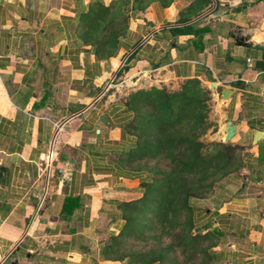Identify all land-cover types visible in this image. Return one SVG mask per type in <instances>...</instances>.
Segmentation results:
<instances>
[{"label":"crops","instance_id":"obj_1","mask_svg":"<svg viewBox=\"0 0 264 264\" xmlns=\"http://www.w3.org/2000/svg\"><path fill=\"white\" fill-rule=\"evenodd\" d=\"M113 1L0 0V264H122L99 254L121 222L114 202L140 197L114 162L128 146L118 101L193 78L209 89L207 73L230 94L211 91L217 128L204 140L224 142L231 122L249 168L217 185L196 224L222 235L213 264H264V161L252 144L264 131V52L239 40L264 45V0H150L100 58L85 16Z\"/></svg>","mask_w":264,"mask_h":264},{"label":"trees","instance_id":"obj_2","mask_svg":"<svg viewBox=\"0 0 264 264\" xmlns=\"http://www.w3.org/2000/svg\"><path fill=\"white\" fill-rule=\"evenodd\" d=\"M150 0H114L95 4L85 16L84 41L96 56L112 55L128 28V12L142 11ZM165 5L171 0H164ZM124 65L122 71H127ZM211 91L200 80L186 79L174 88L137 89L118 103L128 146L114 162L138 179L140 197L115 201L119 228L100 246L102 260L122 264H213L221 233L196 224L194 200L214 193L217 185L249 166L245 147L205 141L216 131L208 115ZM257 166L264 142L257 143ZM114 218V219H115Z\"/></svg>","mask_w":264,"mask_h":264},{"label":"water","instance_id":"obj_3","mask_svg":"<svg viewBox=\"0 0 264 264\" xmlns=\"http://www.w3.org/2000/svg\"><path fill=\"white\" fill-rule=\"evenodd\" d=\"M240 45L246 46V47H252L254 49H259L264 52V45L259 44H253L250 42H246L245 37H240ZM206 80L209 83L210 89L213 91L214 94L218 96L220 99H226L228 98V95L230 94V90L224 89L220 87L214 80V78L210 75V73H207L205 75ZM240 83H242L239 80L231 81L228 83L229 86H238ZM226 133L224 137V142H228L231 137L234 135L235 126L231 122L226 123ZM264 138V131H256L253 138H252V144L256 145L259 141H261Z\"/></svg>","mask_w":264,"mask_h":264},{"label":"built area","instance_id":"obj_4","mask_svg":"<svg viewBox=\"0 0 264 264\" xmlns=\"http://www.w3.org/2000/svg\"><path fill=\"white\" fill-rule=\"evenodd\" d=\"M54 128H56V133L62 129V126L57 125L55 123H53ZM55 133V134H56ZM55 160V153L54 150L52 149V147H50V149L47 151V153L45 154L44 157H42V159L40 160V165L41 168L43 170V173L48 176L50 173L51 168L53 167L54 161Z\"/></svg>","mask_w":264,"mask_h":264},{"label":"rangeland","instance_id":"obj_5","mask_svg":"<svg viewBox=\"0 0 264 264\" xmlns=\"http://www.w3.org/2000/svg\"><path fill=\"white\" fill-rule=\"evenodd\" d=\"M180 83V82H179ZM208 85H209V83H208ZM209 90L210 91H212L211 89H210V87H209ZM210 106H211V101H210ZM212 196V195H211ZM211 196H209L208 198H206V199H203V200H194L193 201V206H196L198 209H200L201 211H205V209L207 208V207H209V205H210V201H208L209 199H210V197Z\"/></svg>","mask_w":264,"mask_h":264}]
</instances>
